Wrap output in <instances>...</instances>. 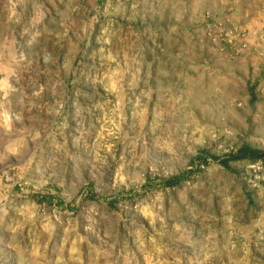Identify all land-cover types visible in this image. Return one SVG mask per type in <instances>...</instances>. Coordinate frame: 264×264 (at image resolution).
I'll use <instances>...</instances> for the list:
<instances>
[{"label": "rangeland", "instance_id": "374dc122", "mask_svg": "<svg viewBox=\"0 0 264 264\" xmlns=\"http://www.w3.org/2000/svg\"><path fill=\"white\" fill-rule=\"evenodd\" d=\"M205 3L0 0V264H264L254 161L214 160L264 152V21Z\"/></svg>", "mask_w": 264, "mask_h": 264}, {"label": "crops", "instance_id": "0c3cea01", "mask_svg": "<svg viewBox=\"0 0 264 264\" xmlns=\"http://www.w3.org/2000/svg\"><path fill=\"white\" fill-rule=\"evenodd\" d=\"M204 1V0H202ZM207 1V9H210L219 19L220 22L227 23L228 28L236 27L241 31H251L253 37H259L263 30L264 21V0H205ZM253 51L249 52L251 55ZM245 61H252L254 69L260 71L259 75L264 70V57H245ZM262 230V229H260ZM264 238V235L263 237Z\"/></svg>", "mask_w": 264, "mask_h": 264}, {"label": "trees", "instance_id": "16d2710c", "mask_svg": "<svg viewBox=\"0 0 264 264\" xmlns=\"http://www.w3.org/2000/svg\"><path fill=\"white\" fill-rule=\"evenodd\" d=\"M264 159V152L253 150L248 147L240 149L237 153L232 154L222 160L214 158L215 161L220 162L224 166H228L230 163L239 162L244 160L257 161Z\"/></svg>", "mask_w": 264, "mask_h": 264}, {"label": "built area", "instance_id": "2783aa9c", "mask_svg": "<svg viewBox=\"0 0 264 264\" xmlns=\"http://www.w3.org/2000/svg\"><path fill=\"white\" fill-rule=\"evenodd\" d=\"M250 170L255 180L264 184V159L254 161L250 166Z\"/></svg>", "mask_w": 264, "mask_h": 264}]
</instances>
